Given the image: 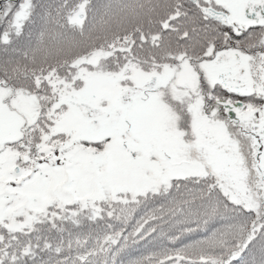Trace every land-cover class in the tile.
<instances>
[{
  "label": "snow or ice",
  "instance_id": "6c2138e0",
  "mask_svg": "<svg viewBox=\"0 0 264 264\" xmlns=\"http://www.w3.org/2000/svg\"><path fill=\"white\" fill-rule=\"evenodd\" d=\"M0 264H264V0H0Z\"/></svg>",
  "mask_w": 264,
  "mask_h": 264
}]
</instances>
